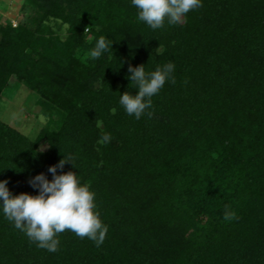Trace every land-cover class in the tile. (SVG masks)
<instances>
[{"label":"trees","instance_id":"obj_1","mask_svg":"<svg viewBox=\"0 0 264 264\" xmlns=\"http://www.w3.org/2000/svg\"><path fill=\"white\" fill-rule=\"evenodd\" d=\"M22 9L18 24L0 19V96L16 76L47 122L32 138L0 117V180L36 195L31 178L72 155L77 168L58 172L90 185L108 232L97 247L65 230L49 252L0 212V264H264V0H202L155 30L131 0ZM101 35L113 48L92 59ZM168 62L175 82L151 115H128L129 64ZM102 131L113 139L98 145Z\"/></svg>","mask_w":264,"mask_h":264},{"label":"clouds","instance_id":"obj_2","mask_svg":"<svg viewBox=\"0 0 264 264\" xmlns=\"http://www.w3.org/2000/svg\"><path fill=\"white\" fill-rule=\"evenodd\" d=\"M137 9V19L150 26L153 30L168 24L179 23L188 12L199 8L202 0H131ZM113 39L101 35L90 50L92 59H98L113 48ZM145 64L133 66L129 64L127 78L136 88L134 93L123 92L119 97V104L125 112L140 119L143 115H151L148 110L152 107V97L160 92L166 81L175 82L173 73L174 62L157 66L154 71H146ZM115 111V109H112ZM103 121L97 120L96 127L100 128ZM111 133L102 131L97 141L98 145H105L112 141ZM75 157L65 156L57 164L51 165L48 172L39 173L29 181L38 194L28 192L13 194L7 180H0V212L15 228L24 232L37 247L55 252L59 247L58 234L71 230L77 236L95 242L99 247L103 244L108 226L103 223L100 213L96 209V193L90 185L82 183L79 172L59 171L66 163H74ZM234 211L225 212V219L235 218Z\"/></svg>","mask_w":264,"mask_h":264},{"label":"rangeland","instance_id":"obj_3","mask_svg":"<svg viewBox=\"0 0 264 264\" xmlns=\"http://www.w3.org/2000/svg\"><path fill=\"white\" fill-rule=\"evenodd\" d=\"M23 0H0V19L18 24L24 18ZM37 94L12 76L8 86L0 96V117L28 136L35 138L46 124L47 117L37 102ZM46 141L39 144L46 149Z\"/></svg>","mask_w":264,"mask_h":264}]
</instances>
